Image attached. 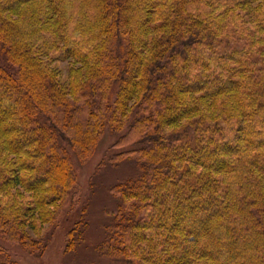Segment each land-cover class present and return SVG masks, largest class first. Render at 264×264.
Returning <instances> with one entry per match:
<instances>
[{
    "label": "trees",
    "instance_id": "16d2710c",
    "mask_svg": "<svg viewBox=\"0 0 264 264\" xmlns=\"http://www.w3.org/2000/svg\"><path fill=\"white\" fill-rule=\"evenodd\" d=\"M107 130L122 264H264V0H0L6 240L45 251Z\"/></svg>",
    "mask_w": 264,
    "mask_h": 264
},
{
    "label": "rangeland",
    "instance_id": "374dc122",
    "mask_svg": "<svg viewBox=\"0 0 264 264\" xmlns=\"http://www.w3.org/2000/svg\"><path fill=\"white\" fill-rule=\"evenodd\" d=\"M59 65L62 77H68L70 63L63 61ZM116 138L107 130L95 153L85 161L72 154L78 177L76 200L71 215H65L48 230L47 247L41 255L30 253L0 234V244L19 264H122L117 234L129 212H120L119 198L112 189L119 182L137 177L141 168L135 155L119 162L109 160L115 151H120L112 147ZM75 222L79 232L72 237L76 245L70 251L67 234L75 228Z\"/></svg>",
    "mask_w": 264,
    "mask_h": 264
}]
</instances>
